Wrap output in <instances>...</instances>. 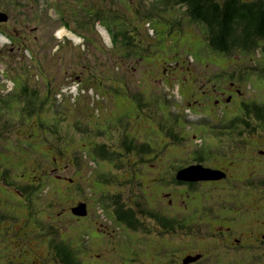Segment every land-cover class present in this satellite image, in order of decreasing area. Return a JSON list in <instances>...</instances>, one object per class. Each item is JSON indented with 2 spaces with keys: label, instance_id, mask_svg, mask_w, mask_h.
Returning <instances> with one entry per match:
<instances>
[{
  "label": "rangeland",
  "instance_id": "obj_1",
  "mask_svg": "<svg viewBox=\"0 0 264 264\" xmlns=\"http://www.w3.org/2000/svg\"><path fill=\"white\" fill-rule=\"evenodd\" d=\"M19 1L24 4V10L13 5L8 11L10 18L0 17V32L11 35L13 39L10 42V39L2 37L0 34V53L4 55V57L0 55V70L5 69V67L11 70L16 65L28 64L30 70L40 72L47 89L50 84L52 92L47 95L48 100L42 102L39 107H42V110L44 107L49 114L54 116L47 117L45 115L44 118H41L45 122L40 124L43 128L37 124L38 128L36 129V126L33 125L35 120H32V126L22 127L26 133H32L38 148L37 150L34 149L37 154H33L32 158L27 161L26 168L17 166V174L25 173V177H28L26 179H29L32 174H37L39 183L48 184L46 192L32 196V200L37 202L36 204L49 200L53 201V206L58 205L57 212L53 211L50 214L49 202H46V206L42 209V212L45 213V221L50 220L49 218L55 219V213L57 216H65L62 219L64 222L59 220L61 222L59 225L65 230L66 225L72 223V221L67 220L66 214L87 217L84 223L88 230L91 229V238L88 243L92 246L89 250L84 247L80 253H77L79 263L83 262L84 256L89 264H105L106 254H108L110 258L115 259L113 264H123L117 257L119 263L116 261L113 253H116L115 251L119 247L118 242L125 241L127 247L124 246L125 244L122 247L129 249V256H133L135 252L140 253V264H190L199 258L187 259L190 256L201 257L195 252H203L198 250L205 248L208 250L204 251L206 253L205 258H207L201 262L203 264H264V244H261L258 238L262 237L261 230L251 232L252 228H258L257 224L264 225V192L254 195L255 192L259 191L249 186L245 181L254 174L252 171L254 168L258 166L264 168V144L258 141L256 136L258 132L263 130L262 127L257 126L255 130L250 129V137L256 139L257 142L254 141V144L247 146V152L242 153L243 157H236V154L231 155L230 159L232 157L234 159L232 167L227 165L229 161L227 158L221 160V155H217L228 150L229 147L232 149V145L236 143L235 137H237V135H234L235 137L232 135V138L228 133L223 132L226 128H222V121L218 119L221 118L218 115L219 112L223 110L229 112V116L234 114L241 116L244 115V110L246 111L247 103L257 107L264 97V71L256 68L264 63V56L258 49L252 51L251 56L242 54L238 49H233L229 53L213 49L208 43L207 33L204 32L205 28L194 19L182 14L183 8L178 5L174 8L168 6L160 10L162 15L158 16L157 19L155 18L156 21H154V25L161 29L159 34H156L155 37H150L146 33L141 35L137 32L136 27L140 30L144 20L132 19L130 21L132 25L122 22L123 20L126 21L125 16L128 12L125 9L127 6L134 14L135 7L140 3L138 0H118L116 18H104L103 20L104 23L112 28L115 26L119 31L125 32L126 29H130V31L136 32L138 36H135L133 41L135 46L130 41L128 33L110 38L103 31L104 27L99 25L91 26L96 31V38L93 35L87 37L91 44V40L94 41L96 46H92L84 41L85 36L90 34L85 26L92 20L91 13L87 11L93 5H103L108 0H86L87 2L64 0V6L67 10L65 15L63 4L61 2L56 3L55 9L63 17V20L55 12L56 10H53L52 6L45 9L41 16H37L36 12L45 5L44 0ZM142 2L146 6V1ZM83 10L87 12L85 16L89 17L88 20H84L86 23L77 19L78 16H81L80 14H83ZM60 30H63L62 33ZM141 36L145 38L146 42ZM166 38L167 41L165 42ZM194 42H197V45L199 43L202 45L200 52L198 49L196 53L189 51L192 48L190 44ZM143 44L144 46H142ZM51 45L54 52L49 49ZM57 45L60 47L58 48ZM81 48H83L82 52L79 53ZM30 49L33 50L34 54L33 62L30 61L31 56L27 55V51ZM185 51H189V53ZM140 56L147 60L140 58ZM208 61H213L215 64ZM128 66H132L133 70L129 71ZM157 66L158 71H155L154 68ZM241 69L246 76H249L248 78L243 80L239 78V74L244 73ZM114 71L115 73L119 72L120 75L117 76ZM46 73H49L51 78L45 77ZM76 73L81 75V80L78 83H74ZM183 73L187 74L184 83L179 80ZM7 82L11 84L10 80ZM70 84L75 85L69 87ZM237 87L242 89V94H236ZM4 90L5 87L0 85V98L3 96ZM139 90H145L147 95L160 94L161 102L159 101L158 106L161 109L156 108L155 118L151 107L157 103H152L153 106H150L146 102L140 106L142 102H138L139 100L133 97L135 91ZM220 90H225L226 93L220 95ZM229 93L233 94L231 102L226 101ZM78 94H80V100L76 105L82 108L86 117L96 119L100 115L107 116L111 123H119L123 118H127L130 126L132 125L131 131L139 135L140 139L148 140L154 137L156 144L169 143L170 148L164 151L166 154L163 152L164 154L162 153L163 155L159 159L144 161L146 165H142L143 167L140 168L142 175L135 178L132 175L134 172L132 170L139 167L138 163H135L138 155L124 149L118 132L114 131L115 133L109 132L108 134L99 132L96 134V142L107 141L109 146L107 148L112 151L113 159L99 158V165L97 166L99 170L94 173L90 167L92 165L91 160L94 158L90 153L94 154L92 151L94 144L89 139L91 136H84L82 130L75 124V116L70 113L72 116L67 117L63 105L65 98L72 101L73 96ZM205 94H209L213 98L210 97V101L201 100L200 96ZM217 99H220L221 102H215ZM189 100L196 101L198 104H192V108L189 109ZM117 101H121L123 104H119ZM60 107H63L64 110ZM166 114L168 115V122L173 124L178 122L176 116H182L180 119L186 124L187 129L191 130L190 135L184 132L185 138L182 143L175 144L173 140H170L172 135H170L169 124L162 127V121L159 123L161 117L164 119ZM118 116L123 118H118ZM115 117L118 118L119 122ZM30 122L31 119L29 118L28 124ZM198 126L208 129L198 130ZM3 127L4 130L8 131L6 135L16 136L15 126L4 125L1 129ZM51 128L57 129L55 130L56 135ZM152 130L156 131V135L151 134ZM59 134L63 135L59 136ZM75 134L77 135L76 140H74ZM198 134L205 137L203 142L201 139H197ZM22 139L30 142L28 134H25ZM6 144L8 142L0 138V148L9 147ZM59 145L64 148L63 151L57 150ZM205 145H211L212 148L207 146L204 149ZM71 149L74 150L73 153H71ZM40 150L44 153H41ZM84 150L89 152L86 157ZM195 150L209 156L213 153L216 154V159L213 158L208 164L221 167L218 170L223 171L220 178L199 180L200 188L203 190L196 191L200 194L194 193L193 190L189 191L187 183L180 186L168 183L172 180L175 167L170 165V158L177 155L178 157L174 161L178 164H185L180 165L179 170L185 166L197 165L201 162L193 157ZM150 155L141 156L149 157ZM1 163L3 166L6 164L5 162ZM1 163L0 197L3 196V200L0 198V214L8 210V207L3 204L6 200L11 203L12 200L24 199L26 194L23 191V187L26 185L23 178L24 174H19L20 177L16 176L17 178H11V175L6 176ZM2 172L4 176H2ZM164 172L166 173L163 175ZM249 172H252L250 176H248ZM162 175L164 182L159 181L160 184L158 185L156 179L162 178ZM165 175L167 176L165 177ZM242 179H245L243 183L241 182ZM89 187L93 190L92 194L99 197L100 203L103 193L113 198L118 196L117 199L125 209H138V206H142L143 198L140 196H142L144 189L156 191L155 193L159 195L158 207L161 209V205L167 207L168 204V210L171 208V211H175L177 206L194 207L201 212L207 206L219 209L222 208L219 204L222 200H229L233 196L240 197L242 199L241 205L233 202V210L237 212L232 216L237 217L240 212L234 224L239 232L243 251L220 249V246L224 247L223 241H220L221 237L216 236L215 233H207V229L215 231L216 227L220 226L214 217H207L206 220L210 223L205 224L202 230L196 229L197 234L192 236L191 233L186 239L183 237L185 229H182L179 234H168L157 218H152L149 214L144 216L140 208L137 211L139 218H136L138 227H140L139 230L125 227L126 223L119 224L116 221L117 228L115 222L101 216L100 213L103 211L96 207L98 203L93 200L87 201L86 193L88 192L86 188ZM99 187L102 188V192L95 193V190L97 192L100 190ZM70 192L73 194L69 195ZM149 195H153V193L150 192ZM172 197L174 201L171 200ZM162 201H164V205L161 204ZM243 201H251L252 204L247 206L243 204ZM82 202L85 204L87 202V214H75L73 208L80 207ZM227 205L231 204L227 203ZM242 207L245 209L243 210ZM11 213L17 214L21 218L18 221H13L9 212L4 217H0V263L3 262V259L5 261L7 259L4 257L5 252L10 251L23 255L25 251L32 249L33 254L30 253L31 256L29 257L33 258L34 261L29 260L28 263L56 264L55 260L53 262L48 255L49 252L41 250V240L38 242V239L45 235L41 232L47 230L49 224L43 225L42 227H45L43 229L36 227L31 222L34 210H28L27 206L23 209H12ZM220 222H226V219L224 218ZM111 229L114 231L111 232ZM121 229H124V234H122ZM47 232L50 233L49 230ZM96 232H98L97 236L92 237ZM184 240L197 246L196 251H190L194 254L186 255L188 253L186 251H175L173 246L181 245ZM231 240L235 242L234 237H231ZM111 247L116 249L110 251ZM82 251H87V253L80 256L83 254ZM157 253L159 254L156 255ZM25 257L27 256L25 255ZM37 257L39 259H36Z\"/></svg>",
  "mask_w": 264,
  "mask_h": 264
},
{
  "label": "trees",
  "instance_id": "obj_2",
  "mask_svg": "<svg viewBox=\"0 0 264 264\" xmlns=\"http://www.w3.org/2000/svg\"><path fill=\"white\" fill-rule=\"evenodd\" d=\"M138 1L140 3L138 7H136V9L137 10L144 9V12H142L141 10L140 13H137V16H141V18L144 19L143 21L144 24H142L141 30H142V33H146L150 35V37H153V36L155 37V35L159 34L161 30L159 27H156L154 25V21H156L155 18L157 19L158 16L160 17L162 15L160 13V10L168 6H173L174 8L176 5H178V6H182L183 8L182 14H185L189 16L190 18L194 19L198 24H201V26L205 28L204 32L207 33L208 43L213 49L217 51L227 52V53H229L233 49H238L242 52V54L244 55L249 54V56H251L252 51H255L258 49V51L264 56V0H145L146 6L142 4L144 3L142 2L144 0H138ZM128 10H130L129 7H128ZM112 14H115V12L113 11V12L108 13V15H112ZM99 16L101 17V15ZM97 20H99V18ZM89 22L90 24L93 25L92 20ZM124 23L127 24L126 22ZM114 32L115 34H117L116 28L114 29ZM165 36L167 37V34ZM143 40L146 42L144 38ZM164 41L166 42L167 38ZM190 46L192 48L189 51H192L194 53H196L197 49L200 52V49L202 48V45H200V43L199 45H197V42L190 44ZM164 50H167V49H164ZM189 51L188 52L185 51V52L189 53ZM170 54H171V51H170ZM140 58H143V57L140 56ZM143 59H146V58H143ZM144 62L146 61L144 60ZM208 62L215 64L213 61H208ZM261 65L256 68L258 69L260 68L261 71H264V63H262ZM127 68L129 71L133 70L132 66H128ZM154 69L155 71H158V66L155 67ZM241 71L244 72L243 69H241ZM27 75H30V73H27L23 76L21 74L20 77H18L15 81L16 84L18 85L16 86L15 90L21 89L23 87L20 93L15 94L16 93L15 92L14 94H12L13 95L12 99H3L2 98L3 96L1 97L2 99H0V129L4 125L10 126V127L15 126L14 128H16V132H17L16 136H14V135H6L8 134V131L4 130V127L0 130V138H3L4 141L8 142V144L6 145L9 146V147L3 146V148H0V158H1L0 163L1 162L6 163L4 164L5 167L1 163V167H2V170L6 172V176L11 175V178H17L16 176L20 177L19 174H24L23 178L26 183L25 187H23V191H25L26 193L24 195V199L21 198L15 201L12 200L11 203H9V200H6L5 202L3 201L4 202L3 204H5L8 207V210H5L2 214H0V217H4L9 212L10 216H12V220L18 221L21 218V216L11 213L12 209H15V210L19 208L23 209L26 206L28 210L33 209L34 215L31 219V222L36 227H41L43 229L45 228V227H42L43 225H46L47 223L49 224L48 229L41 232V234H45V235H42V238L38 239V242H40L41 240V244H42L41 250H43L44 252H49L48 255H50L53 262L55 260L56 264H80L76 256L77 253H80L81 250L84 249V247L88 248L87 250H89L91 249V246H92L88 243V241H90V238H91L90 237L91 229L88 230V228L85 226V223H84L87 217L83 218V217L75 216L70 213L66 214L67 220L72 221V223L71 225H66L65 230H64V227H61L59 225V223H61L60 221L65 216L63 217L57 216L55 213L54 214V216H56L55 219L49 218L50 220L45 221V213L42 212V209L46 206V202H49V206L51 209L50 214H52L53 211L57 212L58 205L53 206L54 205L53 201H49V200H45L40 204L39 203L36 204L37 202L32 200V196L41 195L42 192H46L48 184L44 182L39 183L37 181L38 180L37 174H32L31 177L29 176V179H26L28 177H25V173L17 174L18 172L17 166H23L24 168H26L27 161L32 158L33 154H37V152L34 151V149L37 150L38 148L37 147L38 145L35 144L36 139L34 138L32 133H26L25 129L22 127H26L30 125L32 126V120L33 121L35 120L33 125H35L36 126L35 128L37 129L38 128L37 124L42 125L43 123H45L44 121L41 120V118H44L45 115L47 117L54 116L52 114H49L44 107H43V110H42V107H39L42 105V102H45L46 100H48L47 90L49 94L52 92L50 88V84H49L48 89H46L45 87L43 89L42 87H40L39 84H34L32 87L23 86L24 85L23 80L26 79ZM239 76H240L239 78H241L242 80L249 77L245 75V72L240 73ZM75 77H76L75 78L76 82H78L79 76L75 75ZM186 79H187V74L183 73L179 80L182 83H184ZM144 91L145 90L135 91L134 97L136 98V100H139L138 102H142L140 106L144 105L146 102H147L146 104H149L150 106H153L152 103H157L155 106L151 107L154 113V117H155L156 108H160L158 105L161 102V96L160 94L159 95L158 94L147 95ZM260 95L262 96L263 93ZM200 97H201V100L203 101L204 100L210 101L211 100L210 97L213 98V96L209 94L208 95L205 94ZM79 100H80L79 96L74 95L72 101L65 98V100L63 101L64 103L63 105L65 107V111L67 112L66 113L67 117H69L70 113L75 116V120H76L75 124L78 128L82 130L84 136H87V135L91 136L89 137V139L93 141L94 147L92 148V151H94V154L92 152L90 153L93 155L94 158L91 160L92 165H90V167H91V170H94V173L96 171L98 172L99 170L97 169V166L99 165L98 164L99 158L106 159V160L113 159L112 154H111L112 151L108 150L109 148L108 142L107 141H103V142L98 141L99 143L96 142V134L99 132L102 134H108L109 132L115 133L114 131L118 132L121 136L120 140L122 142L124 149L128 152H131L132 154L138 155V159L135 161V163H138L139 167H135L132 170L134 171L132 175L135 178L138 175H139L138 177L142 175V169L140 170V168L142 165L143 166L146 165L144 161L146 162V161H152L153 159H159L161 155H163L164 153L166 154V152L164 151L170 148L169 143L166 144L164 142L163 144L162 143L156 144L154 137H151L150 139L147 138L148 140L140 139L139 135H136L134 134L133 131H131L130 127L132 125L130 126L128 122L129 120H127V118L124 119L122 116H118V118L119 117L123 118V120L120 122L118 121V118L115 117V119H117L119 123H111L110 119H107L108 118L107 116L100 115L96 119H90L89 117H86V115L83 113L82 108L76 105V103L79 102ZM212 100H215V99H212ZM117 102L119 104H123V102L121 101H117ZM258 105L259 106L255 107L253 104L247 103L246 111L244 110V115H241V117H239L240 121H235V118H236L235 116L238 117V115L229 116V112H226L223 110H221V112H219L220 114H218L221 117L218 119L222 121V125L224 124L230 125L231 123L234 124V127L229 128V130L228 128H226L225 130H223V132L228 133L230 137L232 138L234 135H237V137L234 136L236 143L232 145L231 147L232 149H230L229 147L228 150H225L222 153L217 154L218 156L221 155L222 157L221 160L225 158L229 160L227 164V165H230L229 167H232L231 165L234 163V159H232L233 157L230 159L231 155L236 154L235 155L236 157L238 156L243 157L244 155L242 156V153L247 152L246 151L247 146L248 145L251 146L252 143L254 144V141L257 142L258 140L264 144V97H262V100L260 101V104ZM60 108L64 110L63 107H60ZM188 108L191 109L192 106H188ZM44 111H46V113H44ZM116 115H118V113H116ZM180 117L182 118V116ZM180 117L176 116V118L178 119L177 124L169 123L168 115L164 118L165 120L163 119L164 122L162 126L164 127V126H167L168 124L170 125V135H172V139L170 140H173L175 144L179 142L180 143L183 142V139L185 138V136H183L184 132L186 134L189 133V135L192 133L190 132L191 130L187 129L186 124L182 121V119H180ZM252 117L254 118L251 119ZM29 118L31 119L30 124H28ZM40 120L41 122L38 123V121ZM161 120L159 123H161ZM248 124H250V128ZM41 125L40 127L43 128ZM257 126L262 127L263 130L257 133L256 136L258 138L256 140L250 137V129L255 130L256 129L255 127ZM197 128L198 130L208 129L203 126H198ZM55 130L57 129H52L53 133H55L56 135ZM212 130L214 131V128H212ZM152 131L153 132L150 131L151 134L153 136L156 135V131L154 130ZM25 134H28L30 142L24 141L22 139V137H24ZM63 134H59V136ZM76 138H77V135L75 134L74 140H76ZM204 138L205 137L201 136L200 134H198L197 136V139H201L202 142ZM24 145H26V147H24ZM205 146L206 147L204 149H206L207 146L211 147V145H205ZM154 149L156 151H153ZM57 150L63 151L64 148H62V146L59 145ZM73 151L74 150L71 149V153H73ZM40 152L44 153L41 150ZM84 153H85L84 156L86 157L87 153L89 152L84 150ZM145 154H149V155L151 154L149 156L150 158L147 156L146 157L141 156ZM176 157L178 156L174 155L172 158H170L171 159L170 165L171 166L174 165L175 167L173 170L174 174L172 175V180L171 182L169 181L168 183L170 185L180 186L183 183H186V181H181L182 179H179L177 177V173L180 171L179 170L181 168L180 165H185V164H182V163L178 164L176 161H174L176 160ZM193 157L196 158L199 162H201V164L204 163L203 165L209 166L208 163L213 158L216 159V154L214 155L213 153V155L209 156V155L202 154V152L195 150ZM12 162H14V165H12ZM36 162H39V161H36ZM210 167L213 168L215 166L210 165ZM13 169L14 171H12ZM252 171H254V174L250 176L252 172H249L248 176L250 177L246 180L242 179L241 182L243 183L245 180L247 181V184L249 186H251L254 189H257L259 192H255L254 194V195H257L259 193L264 192V168L258 166L257 168H254V170ZM165 173L166 172H164L163 175ZM163 175L161 176L162 178L156 179V181H158L156 182L158 183V185L160 184L159 181L164 182L162 181L164 179ZM167 175H165V177ZM2 176H4L3 172H2ZM109 180H111V178H109ZM96 182L99 183V181H96ZM231 185L233 186V184ZM187 186H188V190L189 191L193 190L194 193L197 192L199 189H201L200 183L195 182V181L188 182ZM99 189L100 190H98V192L95 190V193H101L102 188L99 187ZM86 191L88 192L86 193L87 201L93 200L95 201V203H98L97 205L96 204L95 205L96 207H98L100 210L103 211L102 213H100L101 216H105L111 221L115 222L116 227H117V223L119 224L126 223L127 225H125V227L128 226L129 228H133L135 230L140 229V227H138L139 226L138 221L136 220V218H139L137 216L138 215L137 211L139 208L141 209L139 210L144 216H147V214H149L150 216H152V218L153 217L157 218L158 221L161 223L178 222L179 224L181 223L182 225L187 226V224H191L193 223V221H197V222L200 221L199 219H201L202 222L203 221L206 222L208 221L206 220L207 217H214L215 218L214 220L218 222H220V220L224 218L227 219V221L228 219H232V221H236L237 217L240 215V212L238 211L239 215L237 217L232 216L235 212H237L233 210V202L239 205H241L242 203L241 202L242 199L240 197L233 196L229 199L230 201L226 199V200H222L219 203L222 208L214 209L213 207L209 208V206H207L205 207V210L203 209L202 212L201 210H199L198 212L193 210L187 215L185 212L190 210L191 207H189V209L186 210L183 207L177 206L176 210H178L177 212H180V213H173L176 210L171 211L172 210L171 208H169L168 210V204H167V207H165L164 201H162L161 204H163L164 206L161 205L162 208L160 209L157 204V201L159 200L158 199L159 195L158 193H155L156 191L154 190L147 191L146 189H144L143 191L144 195L141 194L142 196H140L141 198H143L142 206L141 207L138 206L137 207L138 209L136 208L125 209L123 205L120 204L119 200L117 199L118 196L116 198H113L110 195L104 194V193L102 194V199L100 203L99 197H95L92 194L93 190L90 187L86 188ZM73 192L72 193L70 192L69 195L73 194ZM150 192H152L153 195H149ZM197 194H200V192H197ZM0 198L3 200V196H1ZM172 199L174 201L173 197L171 198V200ZM226 202L231 205H227ZM243 204L250 206L252 202L243 201ZM242 208L243 210L245 209L244 207ZM198 216L201 218H199ZM49 217H52V216H49ZM62 222L64 221L62 220ZM174 226L176 227L177 225L175 224ZM80 228H82L83 231L85 232H83L82 229ZM124 229H121L122 234H124L123 233ZM48 230L50 233L47 232ZM135 230H132V231L138 232ZM113 231L114 230H112L111 232ZM97 233L98 232L94 233L92 237H94V235L97 236ZM86 238H88L89 240ZM122 242L121 241L118 242L119 247L117 249L113 247L110 248V251H114V249H116L115 251L116 253H113L114 258L117 257L120 260V263H123V264H140L141 263L140 253L138 254L135 252L133 256H129L130 251L128 248L122 247V245L125 244V241H122ZM124 246L127 247V243ZM30 253L33 254L32 249H30L29 251H25V254L23 255L21 253H16V254L13 252L11 253L10 251L7 253L5 252L4 257L5 259L6 258L7 259L6 261L3 259V262L1 261L2 263L0 264H33V263H28L29 260H33V258L29 257L31 256ZM82 253L83 254H81L80 256L85 255L87 251H82ZM158 254L159 253H157L156 255ZM25 255L27 257H25ZM106 255H107V258H106L105 264H113L115 259L110 258L108 254ZM117 258H116V261L119 263ZM36 259H39V258L37 257ZM81 264H89L88 260L84 258V256H83V262Z\"/></svg>",
  "mask_w": 264,
  "mask_h": 264
},
{
  "label": "flooded vegetation",
  "instance_id": "obj_3",
  "mask_svg": "<svg viewBox=\"0 0 264 264\" xmlns=\"http://www.w3.org/2000/svg\"><path fill=\"white\" fill-rule=\"evenodd\" d=\"M242 92H243L242 89H240L239 87L236 88V94H242ZM225 93H226L225 90H221L220 95H224ZM232 100H233V94L229 93L228 97L226 98V101L227 102H231ZM220 102H221V100L217 99V103H220ZM196 103H197L196 101H188L189 106H191L192 104H196ZM235 117H236L235 121H240L239 117H241V116H238V117L235 116ZM248 125H249V128H250V124H248ZM223 127L228 128V130H229V128L234 127V124H232V123L230 125H228V124L225 125L224 124ZM213 168L219 169L221 167L215 166ZM181 181H186V183L194 182V181H189V180H181ZM195 182H199V180L195 181ZM185 209L187 210V209H189V207H186ZM193 210L197 211V212L199 211V210L194 209V207H191L190 210L186 211L185 213L188 215ZM177 211L178 210H176L175 212L176 213H180V212H177ZM199 218H201V217H199ZM199 220L200 221H198V222L197 221H193V223L187 224V226L186 225L184 226L181 223L179 224L178 222H176V223L175 222L161 223V225L165 227V230L167 231L168 234H172V235L179 234V233H181L180 231H182V229H185L184 230L185 232L183 233V237L186 239L187 236L188 235L190 236L191 233H192V236L196 235L197 234L196 229L197 230H202L203 226L205 224L210 223L209 221H206V222L203 221L202 222L201 219H199ZM234 222L235 221H232V219H228V221L226 219V222H218L221 227L217 226L215 231H211V230L207 229L208 230L207 233H209V234H214L215 233L216 236L221 237L220 241H223L222 244L224 245V247L220 246V249H224V250H227V251H232V250L233 251H243V248L241 246V239L239 238V235H238L239 232H238L237 227L235 226ZM175 224L177 225L176 227L174 226ZM257 225H258V228H252L251 232L261 230V236L262 237H258V238H259V241L261 242V244H264V225H262V224H257ZM231 237L235 238V242H233L231 240ZM173 247L175 248V251H186V252H188V253H186V255L194 254V253H192L190 251H196V248H197L196 245H191V244L187 243L185 240L181 243V245H174ZM205 250H208V249H206V248L204 250L199 249L198 251H203V252H200V253L199 252H195L196 254L200 255L201 257H198L199 259L196 258L198 260L193 261L190 264H203L201 262H203L207 258V257L205 258V256H206L205 255L206 253L204 252Z\"/></svg>",
  "mask_w": 264,
  "mask_h": 264
},
{
  "label": "water",
  "instance_id": "obj_4",
  "mask_svg": "<svg viewBox=\"0 0 264 264\" xmlns=\"http://www.w3.org/2000/svg\"><path fill=\"white\" fill-rule=\"evenodd\" d=\"M221 170L214 169L211 167L204 166L203 164H193L188 167H185L179 171L177 177L182 180L196 181L201 179H215L222 176ZM80 207H74V213L78 215H85L86 204L84 202L80 203ZM76 208V209H75ZM198 256H190L187 260L196 259Z\"/></svg>",
  "mask_w": 264,
  "mask_h": 264
},
{
  "label": "bare ground",
  "instance_id": "obj_5",
  "mask_svg": "<svg viewBox=\"0 0 264 264\" xmlns=\"http://www.w3.org/2000/svg\"><path fill=\"white\" fill-rule=\"evenodd\" d=\"M223 175V174H222ZM87 211V210H86ZM74 212V211H73ZM76 214V213H75ZM87 214V213H86Z\"/></svg>",
  "mask_w": 264,
  "mask_h": 264
}]
</instances>
